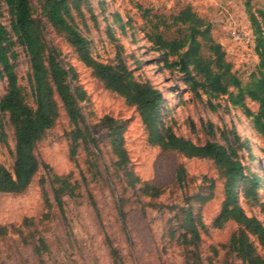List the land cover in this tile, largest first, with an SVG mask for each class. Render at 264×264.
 <instances>
[{
    "label": "rangeland",
    "instance_id": "1",
    "mask_svg": "<svg viewBox=\"0 0 264 264\" xmlns=\"http://www.w3.org/2000/svg\"><path fill=\"white\" fill-rule=\"evenodd\" d=\"M137 3L165 15L190 5L210 22L226 60L246 83L258 63L246 5L255 11L263 8L264 0H80L79 10L71 8L72 24L89 41L94 60L121 61L135 79L149 81L161 91L164 120L174 133L197 144L207 140L226 144L220 135L226 129L248 141L242 160L261 178L262 188L258 200L240 196L239 203L247 215L264 224V137L256 134L241 108L230 106L225 97L208 105L206 96L198 98L186 89L181 74L157 62L159 52L152 50L141 31L144 21ZM30 4L43 43L67 70H73L71 84L84 93L80 127L87 137L76 142V154L70 156L74 126L58 103L53 125L35 144L40 164L31 183L20 193L0 192V264H241L228 248L237 225L228 221L220 228L212 226L223 199V179L213 161L150 144L136 108L105 88L79 59L66 35L43 16L40 0ZM11 19L2 0L0 23L13 40L10 62L33 106L29 56L12 34ZM6 90V79H0V99ZM246 105L257 109L249 100ZM104 116L123 124V165L112 152ZM14 145L13 127L0 111V163L10 170ZM178 164L185 168L181 183L175 179ZM210 190L208 201L191 199ZM188 206L200 213L206 229L199 230L196 242L184 244L178 241L180 214ZM256 251L264 259V248L256 245Z\"/></svg>",
    "mask_w": 264,
    "mask_h": 264
},
{
    "label": "trees",
    "instance_id": "2",
    "mask_svg": "<svg viewBox=\"0 0 264 264\" xmlns=\"http://www.w3.org/2000/svg\"><path fill=\"white\" fill-rule=\"evenodd\" d=\"M2 0H0L1 2ZM11 13V31L28 53L31 67L29 76L33 106L28 105L26 93L17 84V76L10 62L9 49L13 43L6 27L0 23V79L7 81L6 93L0 99V111L5 112L14 130V161L12 169L0 163V192L20 193L31 183L39 168L34 148L57 116L58 103L64 108L74 126L70 134V156L76 154V142L86 139L80 127L83 116L79 102L84 93L71 84L73 70H67L57 59V54L42 40L39 20L32 15L30 0H3ZM41 12L51 26L60 30L75 49L79 59L91 67L93 74L105 88L115 92L128 105L134 106L147 133V141L166 151H176L191 158H207L213 161L223 179V199L213 218L212 226L220 228L228 221L237 225L228 241V248L235 253L241 264H264L256 245L264 248V224L253 215H247L239 203V197L256 201L262 188L261 178L243 163L241 151L249 150L246 139L234 130H221L226 144L207 140L197 144L173 132L164 120V97L149 81L135 79L132 72L121 62L102 63L94 60L89 51V41L72 24L71 8L79 10L80 0H40ZM144 21L141 29L152 50L159 52L157 62L164 69L181 74L183 84L198 98L225 97L233 107H239L250 118L256 134L264 137V6L255 11L249 4L246 11L254 36V52L258 63L249 79L243 83L226 60L222 45L212 35L210 22L198 15L190 5L165 15L136 4ZM13 54V53H12ZM71 77V79L69 78ZM246 100L257 104L251 111ZM218 105V104H217ZM110 146L123 165L126 150L123 146V124L104 116ZM212 132V125L208 124ZM87 132V128L84 129ZM229 135V136H228ZM94 143V139L90 138ZM185 168L178 164L175 179L181 183ZM155 189V188H153ZM157 191V189H155ZM212 198V191L191 199L201 203ZM120 206V205H119ZM118 206L121 219L124 212ZM178 241L184 244L196 242L199 230L206 229L200 213L192 206L181 210ZM3 227H0L2 232ZM172 236L173 233H171Z\"/></svg>",
    "mask_w": 264,
    "mask_h": 264
}]
</instances>
